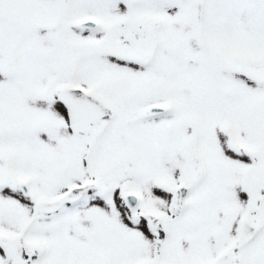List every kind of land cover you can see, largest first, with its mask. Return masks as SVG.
Masks as SVG:
<instances>
[{
    "label": "snow or ice",
    "instance_id": "1",
    "mask_svg": "<svg viewBox=\"0 0 264 264\" xmlns=\"http://www.w3.org/2000/svg\"><path fill=\"white\" fill-rule=\"evenodd\" d=\"M0 264H264V0H0Z\"/></svg>",
    "mask_w": 264,
    "mask_h": 264
}]
</instances>
